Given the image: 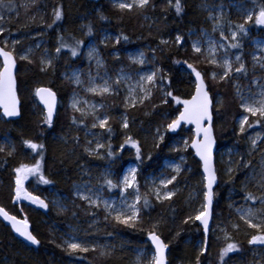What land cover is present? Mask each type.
I'll list each match as a JSON object with an SVG mask.
<instances>
[{"label": "trees", "instance_id": "16d2710c", "mask_svg": "<svg viewBox=\"0 0 264 264\" xmlns=\"http://www.w3.org/2000/svg\"><path fill=\"white\" fill-rule=\"evenodd\" d=\"M152 3L154 8L149 7L142 16L135 13H121L109 0H99L97 2L91 0H3V3L0 4V17H3V20L0 21V27L7 29L4 35L0 36L2 47L4 46L2 41L7 35L14 36L25 33L28 30L38 28L43 23L48 32L47 39L50 40V49L54 54L53 67L47 72L40 71V49L31 55L33 60L31 64L17 58V94L21 102V115L16 121L0 120V137L11 136L15 148L13 155L8 156L7 152L10 148L2 145L0 140V147L5 149L4 152H0V207L20 219L26 218L33 235L39 241V244L34 248L26 246L16 239L11 231L0 222V264H127L128 255L125 251L114 252L110 257L101 256L99 249L88 253L69 255L65 251L66 245H63L61 239L57 236V229L52 227L58 226L64 231H69L68 226H73L77 222L84 225L85 222L94 218H98L100 225L97 231H90V234L95 238H111L118 244L122 242L120 236H123L134 246L139 245L141 240L147 238V231H138L117 225L114 222H105V213L102 210L89 208L84 201L73 197L71 185L78 179L79 171H84L86 166L92 167L94 163H100L101 165L109 163L117 174L129 162L135 163L139 168V181L142 182L144 175L152 168L157 169L163 158L166 156L175 158L179 151L166 153L167 142L175 135L181 134L185 128L181 127L176 132H166L164 142L159 148L155 147L153 128L168 123L160 117L161 113L167 112L169 119H174L180 105L172 101L171 97H167L168 104H162L163 98H160L159 90L154 91L150 101H146L143 106L138 105L136 108H126L120 93L102 98L81 92L105 105L101 112L110 117L109 125L113 129V134L109 140L107 138L108 134L104 130L98 127L91 128L92 117L84 118L83 124H80L79 121L82 118L79 113L66 106V99L69 94L79 90V88L63 78L62 73L70 67L85 66L81 52L83 45L89 40H93L97 46L111 75H114L113 70L118 66L130 65L123 50L141 47L145 53L150 54V49H154V63L158 64L163 73L167 74L168 82H170V88H166V90H171L173 95L178 96L180 99L189 98L194 90V84L191 75H189L190 69L183 61L194 63L197 69H201L202 63H197L186 35L190 29L198 30L207 26L203 18V12L199 8L201 0H182L183 11L180 15H176L174 9L168 7V0H152ZM57 7L62 9L63 18L53 23V12ZM101 16L105 19H101ZM146 17L154 20L152 24L147 21ZM227 19L233 24L243 22L241 15L232 9ZM49 24H51V27H48ZM79 25H82L81 33L77 31ZM88 26L92 28L91 35L86 34ZM246 27L249 28V34L239 38L242 47L235 50L241 52L249 69L247 75L249 77L251 67L249 55L252 51L250 41L254 36L262 35L264 29L254 25H246ZM101 29L113 33L117 38L126 35L128 40L120 39L118 44L110 40L109 43L102 44L99 37ZM177 34L183 37V41L181 45L175 46L174 42H170L173 41V35ZM61 37L68 44H72L74 39L83 42L77 57H72L67 48L62 49L61 53L57 55L55 49L59 46ZM160 38L169 39V44L162 45L159 42ZM29 41L32 40L17 44L16 51L18 52L21 47H25ZM114 50L119 52L118 56L111 55ZM174 61H181V63H175ZM247 77L240 75L239 81H243ZM205 80L209 85L214 105L213 127L216 138V151L229 143L241 147L245 132L240 134L237 127L236 120L242 111L239 107V100L235 98L233 80L219 83L213 79L210 80L208 77H205ZM39 86L52 88L61 101L51 128L42 123V111L40 106L36 104L34 91ZM217 95L220 96L219 103L223 102V106L219 107V111H216V107L219 105V103H216ZM153 105H158V107L153 110ZM121 113L128 117L130 127L127 130H124L121 126L118 117ZM73 116L77 118V124L71 123ZM255 120V117H249L250 124H253ZM255 126H260V124ZM251 128L246 125L245 131ZM84 130L100 131L101 136L108 140L107 144L110 142L112 149L116 151V157L114 159L106 157L104 161H98L95 157L89 156L85 152ZM142 130L146 131L145 135ZM125 131L140 142L142 162L136 160L135 149L125 146L122 151L120 150V145L124 142ZM74 137L79 138L78 142L73 139ZM262 138L264 139V127ZM23 139H30L44 145L42 172L51 181L50 184L46 185L39 182L38 177L32 176L28 185L29 188H32L33 183H37L39 189L32 190V192L39 197H42L49 187L58 190L68 197L66 209H54L47 202L48 207L43 211L38 208L33 209V206L21 205L17 201L14 202L12 171L21 163L32 165L40 159L38 153H33L31 149L23 146ZM186 154L187 160L184 165L191 169L187 171L185 168L180 172L177 176L176 185L181 186L185 182H196L199 185L201 184L200 187L203 190L202 183L199 182L201 178L200 165L192 155L190 148L186 150ZM149 156H151V159L148 158ZM242 158L239 157L235 161V169L227 178L221 177L219 175L220 168L215 166L218 184L214 189L213 217L208 234L209 250L205 253V256L200 258L202 264H221L219 250L227 242H235L242 249L239 253H230L225 257L224 260L227 264H262V260L257 259L254 253L250 252V249L254 246L247 244L249 236L254 234L255 230L249 229L243 221H240L238 216L227 208L225 200V193L228 189L231 190L234 198L244 197L246 192H252L254 195L257 193L250 188L243 190L240 188L244 173L249 169L237 167V164L242 163ZM249 160L251 161L250 158H243V162ZM92 169L97 168L92 167ZM141 173L143 176H141ZM170 175L172 174L170 173ZM93 184L100 187L105 195L116 193V191H109L104 186L102 177L97 178ZM144 191L141 192V195H147L151 203V207L147 212L142 213L144 228L149 229L152 223L163 218L158 234L168 244V264H173V259L179 260L182 264H194L199 252L197 242L198 240L203 241V234L196 222L183 223L189 215L183 191H178L171 201L175 211L170 210L169 202L158 203ZM89 212H94L95 215H89ZM230 220L239 225L238 229L230 226ZM221 226L232 237L231 241L225 240ZM177 232H179V235H176ZM108 233L112 234L108 235ZM33 249H36V251Z\"/></svg>", "mask_w": 264, "mask_h": 264}, {"label": "snow or ice", "instance_id": "6c2138e0", "mask_svg": "<svg viewBox=\"0 0 264 264\" xmlns=\"http://www.w3.org/2000/svg\"><path fill=\"white\" fill-rule=\"evenodd\" d=\"M2 3L3 0H0V4ZM252 3V8H247L243 4L239 5L237 8L243 22L233 24L231 21H228L226 26L224 5L221 3L217 9L212 7L208 0H202L201 9L208 13L207 19L212 21V32H219V40H216L207 32L202 31L200 33L202 39L193 41L191 47L192 51L197 54L198 57H203L214 68L220 69L219 72H211V78L218 83L238 79L240 75L245 77L248 75L249 69L246 66V63L242 60L241 55H236L233 60L229 55V50L240 49L242 47L239 38L249 34V28L246 27V25H254L264 29V0H260L259 4L256 3V0H252ZM114 7L121 13H135L142 16L149 7L154 8V5L152 0H115ZM168 7L173 8L176 15H180L183 11L182 0H168ZM257 8L258 11L256 10ZM213 12H218V14L213 15ZM62 18V9L57 7L53 12L52 22L55 23ZM101 19H105V17L101 16ZM2 20L3 17H0V21ZM48 27H51V24H49ZM5 31H7L6 28L0 27V36H3ZM86 34H92L91 26H88ZM109 39L108 36H105L104 40L100 41V43L105 44ZM120 39L128 40V37L126 35L118 37L116 39L117 44L120 43ZM182 40L183 37L181 35L177 34L175 36V43L177 45H180ZM2 43L4 46L0 47V61H2V63H0V110H2L4 117H19L21 115V102L17 94V58L21 61H26L29 64L33 63V60L31 59V49L17 53L16 45L20 43L18 39L11 41L10 49L7 40L2 41ZM160 43L162 45H167L169 44V41L161 39ZM82 44V41L75 39L72 44H68L65 43L64 39L61 37L59 39V46L56 47L55 51L57 55H59L62 49L67 48L72 57H77ZM221 50L223 52L222 55H220ZM257 50L260 55H257L255 52L252 54V69L254 75L256 69H259L264 73V41L257 42ZM153 51L155 52V50ZM87 55L90 62L92 60H95L96 62V74L93 75L89 72L86 81L81 80V73L79 72H74L70 78L73 83L81 87L82 91L103 98L108 95H118L120 92V85L122 83H127L128 90L125 95L126 108H136L138 105L143 106L146 101L151 100L153 89H157L163 93L165 98L162 99V104H168L169 100L167 97H171V100L177 105L183 106L182 110L179 108L177 109L179 114L174 119H170V122L166 124V127L161 125L156 128V135L153 138L155 141V147L159 148L165 139L164 135L161 133V127H164L165 132H176L182 124L194 125V136L191 139L190 146L194 149L195 156H197L199 161L202 162L203 191L197 193L196 196H192L191 198L196 199L197 196L202 195L203 199L199 208H197L193 214L188 215L183 223L188 224L189 222L195 223L198 221L199 225L203 227V241L201 245L198 246L199 252L194 262V264H202L200 258L205 256V253L209 250L208 233L210 231L209 222L213 217V187L217 181V174L213 164V148L216 143L213 127L214 105L210 96L209 85L205 80V74L198 70L194 63L183 61V63L187 64V68L190 69L189 75L195 77V90L191 99H180L178 96L173 95L171 90H166V88H170V82H168L167 74L163 73V70L160 68H156L155 70L144 74L136 73V76H133L132 72L125 71V69L121 67L117 71L115 79H113V77L108 75L106 66L99 58V52L95 46L88 50ZM116 58L118 59L119 57ZM130 59L131 63L134 65L143 66L146 63L143 53H140L138 57ZM174 62L181 63V61ZM52 67L53 58L41 57V72H47ZM100 69H105L103 74L100 73ZM133 79H135L134 84L130 83ZM98 80L102 81V83H97ZM252 84L255 86V90L248 89L247 94L240 89L238 84L235 86V98L239 100V106L242 109V112L247 113V115H244L239 121L240 134L245 132L246 125L248 127H253L264 122V75L253 79ZM34 96L38 98L39 102L44 106L42 123L51 128L57 104L56 93L50 87H37L35 88ZM88 104L89 102L87 100L81 99L78 94H74L69 106L74 112L80 114V117L82 118L79 121L80 124H83L84 118L91 116L94 121L91 124V128L95 129L98 127L104 130V132L108 134L107 138L110 140L113 134V129L109 125L110 117L107 114H98L105 105L102 103H93L89 108ZM222 106L223 102L221 101L216 107V111H219V107ZM155 107H158V105H153V110ZM249 117L256 118L253 124L249 123ZM163 119L167 120L169 117L165 116ZM71 123H78L75 116L71 119ZM121 126L124 130L129 129L130 127L126 115L122 119ZM92 135L95 138L97 134L92 133ZM73 139L77 142L79 140L78 137H74ZM260 140L261 137L259 134H257L255 138H250L252 151L257 150L258 141ZM87 143L89 147L85 148V152H87L89 156L104 159L105 156L101 155V149H105V155L109 159H114L116 157L117 153L112 149L110 142L105 145L99 140H96L94 148L90 147L93 144L92 140H89ZM22 144L24 147L31 149L33 153H38L40 159L36 160L32 165L21 163L19 167L14 168V202L28 200L31 203L38 205L40 208L47 209L48 205L43 199L32 195L24 187V183L29 176L38 177L39 182L46 185L51 183L42 172L44 145L42 143L33 142L30 139H23ZM183 144L184 149L186 150L189 146V142L184 140ZM125 146L135 149L136 160L142 162L140 142L137 139H134L127 131L124 132V142L120 145V150L122 151ZM173 150L179 151L180 149L174 148ZM4 151L5 149L0 147V152ZM14 152L15 148L12 147L11 150L7 152V155L12 156ZM259 154L260 161L257 165L259 172L255 173V169H253L255 174L250 179L256 180V187L261 195L256 196L252 192H246L244 196L246 201H252L253 205L258 204L259 206H242L236 210L239 214V220L243 221L249 229L255 230V233L251 234L247 240V244L250 246H264V150ZM249 155H251V152ZM148 158L151 159V156ZM251 166L252 162L250 160L243 162V158L242 163L237 164V167L249 168ZM172 170L175 175L161 178L159 180V185H156L155 181H153V186L149 188V192L154 195L158 203L169 202L170 210L175 211L171 205V201L178 193L176 180L182 169L180 165H174ZM232 171L233 168L230 166L227 170V174L231 175ZM137 172L138 168H130L127 174L123 175V178L118 181H114L111 178V172L108 169L102 174L104 186L109 191L112 189H119L121 196L119 204L115 201L104 199L98 194L100 191L99 189L93 191L91 187L87 186L83 190L77 187L76 195L80 200L84 201L89 208L99 210L101 204H103L105 222H114L117 225H122L126 228L138 231H147V239L151 242L154 252H152L150 257L143 256L142 254L138 255L135 264H168L166 256L168 244L165 243L158 234L163 218L152 223L149 229L144 228L142 213L147 212L151 207V203L147 195L142 196L140 194ZM170 185L173 187L170 188ZM246 187L247 184H245V188ZM88 214L95 215L94 212H89ZM0 217H3V220L7 221L11 225L12 230L18 234L19 237H22L24 241L30 242L32 245L39 244L36 236L29 231L26 218L18 220L15 215H10L3 207H0ZM232 227L238 229L239 225L232 224ZM221 231L224 233L226 241L232 240V237L228 235L227 230L222 226ZM111 234L112 233H108V235ZM176 235H179V232H177ZM65 243V251L69 255L73 253H88L89 251H96L95 247L90 248L87 243H77L74 241ZM241 251L242 249L237 243L227 242L226 245L219 250L221 264H227L224 258L230 253H239ZM100 255L110 257L112 252L101 251Z\"/></svg>", "mask_w": 264, "mask_h": 264}, {"label": "rangeland", "instance_id": "374dc122", "mask_svg": "<svg viewBox=\"0 0 264 264\" xmlns=\"http://www.w3.org/2000/svg\"><path fill=\"white\" fill-rule=\"evenodd\" d=\"M111 3H115V0H109ZM249 1V2H248ZM209 4L214 7L217 8L219 7V5L222 3L224 5V17H225V25L227 26V22L230 21L227 19L228 14L230 12V10L232 9L235 12H238L237 8L239 5L243 4L245 7L247 8H252L253 7V3L252 0H208ZM202 3V0H201ZM201 3L199 5L200 10L201 9ZM256 3L259 4L260 0H256ZM258 11V8L256 9ZM203 12V18L205 23L207 24V26L202 27L198 30L195 29H190L187 32V41L189 42V46L192 51V42L197 40V39H202L200 33L202 31L207 32L208 34L212 35L216 40H219V32L213 33L212 32V21L207 19L208 13L206 11H202ZM239 13V12H238ZM213 15L218 14V12H213ZM240 14V13H239ZM8 19V17H7ZM147 21L152 24V22L154 20H152L150 17H146ZM77 31L79 33L82 32V25L77 26ZM47 29L44 28L43 23H41V25H39L38 28L36 29H32V30H28L25 33H20L18 35H14V36H9L7 35L4 40H9V47L11 48V41L14 39H18L20 41L19 44L23 43V42H27V40H32L29 41L25 47H21L17 53H20L22 51H25L27 49H31V55L37 51L38 49L41 50V57H51L54 59V54L53 51L50 49L49 46V39H47ZM99 37H100V41L104 40L105 36H108L110 39L108 41H106L105 44L109 43L110 40H112L113 42H116L117 36L114 35L113 33L101 29L99 31ZM227 34V31H226ZM175 36L173 35V41L170 43L174 42L175 46H178L175 43ZM161 40V38H160ZM163 40H167L170 41L167 38H164ZM183 41V40H182ZM258 41H264V32L262 35H257L254 36L251 41H250V45L252 47V51L249 55V60H250V73H249V77L244 78L243 81H239V77L238 79H234L233 80V88H234V93L236 94V85L238 84L240 89L247 94L248 89H253L255 90V86L252 84V80L255 78H258L262 75H264V73H262L259 69L255 70V75L253 74V69H252V64H253V60H252V54L255 52L257 55H260V53L257 50V42ZM160 42V41H159ZM181 45V44H180ZM95 46L96 49L98 50L97 46L95 45V43L93 42V40H89L85 45H83V49H82V60L85 63L84 67L81 66H74V67H70L67 69V71L62 73V77L65 78L66 80H68L73 86L78 87L79 90H75L73 92H71L68 96V98L66 99V106L70 108V103H71V98L74 94H78L79 97L81 99L87 100L89 102L88 107H91V104L95 103V104H101L100 102L96 101L93 98H90L89 96H87L86 94L92 95L91 93H86L84 91L81 90V87L76 85L75 83H73L71 81V77L72 74L74 72H79L81 73V80L86 81L88 78V73L91 72L93 75L96 74L97 69L95 67V60H92L91 62L88 59V50ZM206 47V45H205ZM184 49V48H183ZM154 49H150V54H147L144 52V50L141 47H136V48H132V49H125L123 50V52L126 55V58L128 59V61L130 62L129 66L126 65H120L117 68H115L113 70V74L111 75L109 69L106 67L107 73L109 76L113 77V79H115L117 71L123 67L125 69V71H130L132 72L133 76H136V73H140V74H144V73H148L151 72L153 70H155L158 67V64L154 63ZM99 52V51H98ZM140 53L144 54V59L146 61V63L143 66L140 65H134L131 63V59L130 58H134V57H138L140 55ZM194 53V52H193ZM195 54V53H194ZM223 52L221 50L220 55H222ZM111 55L113 56H118L119 52L114 50L111 52ZM229 55L230 57L234 60L236 55H241L240 51H237L235 49H230L229 50ZM242 57V55H241ZM99 58L104 62V60L102 59V56L99 53ZM195 59L196 61H199L200 63H202V67L200 70L202 73L205 74V77H208L210 80H212L211 78V72L213 71H217L219 72L220 69H216L214 68L212 65H210L207 60H205L203 57H198L197 54H195ZM242 60L244 61L243 57ZM198 63V62H197ZM137 68H134V67ZM105 71V69H100V73L103 74ZM138 78V77H136ZM215 81V80H214ZM97 83H102V81L98 80ZM130 83L134 84L135 83V79H133ZM86 87V85H85ZM127 90H128V84L127 83H122L120 85V95H122V99L123 102L125 104V95L127 94ZM157 89H153V93L154 91ZM158 91V90H157ZM86 94H83V93ZM93 96V95H92ZM160 98H165L163 96V93L160 92ZM216 103H219L220 100V96L217 95L216 98ZM36 104L39 105L36 101ZM61 105V101L59 100L58 103V107ZM240 107V106H239ZM41 108V107H40ZM42 111V116H43V110L41 108ZM242 111V109H241ZM98 114H105L102 113L101 110ZM80 115V114H79ZM178 115L175 114V117ZM244 115H247V113H241V115L237 118L236 122H237V127L239 129V121L243 118ZM125 116V114L121 113L118 117L121 121V125H122V119ZM167 116L168 117V113H161V118L163 119V117ZM91 117V116H88ZM174 117V118H175ZM0 120H3L1 114H0ZM165 120V119H163ZM165 121L170 122V119H167ZM94 122V121H93ZM92 122V123H93ZM91 123V124H92ZM163 124H160L158 126H154L153 128V136L156 135V128L160 127ZM166 127V125H164ZM263 127H264V122H262L260 124V126H254L251 129L245 131V134L242 138V143H241V147H238L236 144L234 143H229L227 145H225L224 147L219 148L216 153H215V166H218L220 168L219 171V175L221 177H229L230 175L227 174V170L228 168L231 166L233 168V171L235 169V161L239 159V157H246V158H250L252 161V166L249 167V169L244 173L243 179L241 180L240 183V188L243 190L245 189V184H247L246 188H250L252 190H254V192L256 193V196H260L261 193L258 191L257 187H256V180H252L250 179L251 177H253V175L255 173L259 172V168L257 167L258 162L260 161V152L262 150H264V139L262 138L263 135ZM143 131V130H142ZM144 135L146 134V131L144 130ZM189 134H188V133ZM92 133H96V137L94 138ZM161 133L164 135H166V132L164 131V127H161ZM257 134L260 135L261 140L258 141V148L256 151H252L251 146H250V138H255L257 136ZM142 135V134H141ZM84 136H85V141H86V146L85 147H89L88 145V141L92 140L93 144L90 147H95V142L96 140H99L101 143H104L105 145H107V139H105L104 137L101 136L100 131L97 130H84ZM55 138H57V136L54 135ZM193 137V130L192 128H189L187 130L184 129V131L179 134V135H175L173 138L169 139V141L167 142V146L165 149L166 153H175L176 151H174V148H178L179 150V154L174 158V157H169L166 156L165 158H163L160 166L157 169H150L143 177V181L140 182L138 175H139V168L137 167V165L135 163H128L127 165L123 166L119 173L117 174L115 172V170L110 166V164H103L101 165L100 163H94L92 167H96L97 169H92V167L90 166H86L84 171H79L78 172V179L75 180L72 185H71V192L73 197L79 199L76 195V189L77 187L81 188L82 190L85 189V187H91L93 189V191H96L97 189H99V195L102 196L104 199L109 200V201H115L117 204H119L120 200H121V196L119 193V189H112V191H116L115 194L113 195H105L103 193V190L100 187H97L93 184V182L95 180H97V178L102 177V174L104 173V171L106 169L110 170L111 172V178L114 181H118L120 179L123 178V175L127 174L128 170L130 168H138V172H137V181H138V185H139V190H140V194L141 192H147V194H149L151 197H154V195L152 193L149 192V188H151L153 186V181H155L156 185H159V180L161 178H166V177H170L172 175H175V173L173 172V166L174 165H180L182 170H186L190 171V167H187L184 165V162L187 160V154H186V150L189 148L190 146V142L191 139ZM59 139H61L60 137H58ZM154 138V137H153ZM1 140V144L2 145H6L7 147L11 148L14 146L13 144V140L11 138V136L9 135H5L4 137H0ZM187 140L189 142V146L188 148L185 150L184 149V144L183 141ZM251 152V155H249V153ZM101 155H104L105 158L104 159H99L95 157L96 160L98 161H104L106 159V155H105V149H101ZM183 158V159H182ZM19 167V166H18ZM253 169H255V173L253 171ZM181 170V171H182ZM232 171V173H233ZM217 172V171H216ZM13 173V187H12V192H13V200H14V176L15 173L14 171H12ZM170 173L172 175H170ZM99 174V175H98ZM141 176H143V174L141 173ZM218 176V175H217ZM31 177L29 176V178L25 181L24 183V187L25 189L30 192L32 195L34 196H38L35 193L32 192L35 190H38L39 187L37 185V183H33L32 188H29V182L31 181ZM200 183H202V187H203V178L201 175V178L199 180ZM201 185V184H200ZM200 185L196 182H185L183 185L178 186V191H183V196L185 198V204L188 207V211H189V215L193 214L195 212V210L197 208H199L200 203L202 202V195L197 196L196 199H192V196H196L197 193L202 192L203 190L201 189ZM31 187V186H30ZM170 188L173 187L172 185L169 186ZM190 187V189H189ZM31 189V191H30ZM144 189V190H142ZM131 191V190H129ZM39 197V196H38ZM41 199H43L44 201H46L45 203L49 202L51 204V206L54 209L57 210H64L67 207V202H68V197L64 194H62L61 192H59L58 190L49 187L46 191V193L40 197ZM156 200V199H155ZM225 200H226V205L227 208L231 211H233L237 216H239V214L237 213V209L240 207H253L256 206L258 207L259 205H253L252 201H246L244 199V197L241 198H234L233 194L231 192L230 189H228L225 193ZM82 201V200H81ZM19 204L24 205V206H33L35 208L38 209H42L43 211H45L46 209L40 208L38 205L31 203L28 200H20L17 201ZM48 204V203H47ZM86 204V203H85ZM87 205V204H86ZM88 206V205H87ZM100 210L103 211V204H101L100 206ZM104 212V211H103ZM45 222V221H44ZM47 222V221H46ZM230 226L232 227V224H237L235 221L230 220L229 221ZM55 227L58 231L57 236L61 239V242L63 245H66L65 242H77V243H87V245L92 248L95 247L96 249H99V251H111L112 253L114 252H119V251H125L127 256L126 259V263L127 264H135L136 258L138 255H143L146 257H150L153 250L151 249V247L149 246L148 242H147V238L141 240L139 242V245L134 246L131 244V242L126 239L123 236H120L122 242H119L118 244L115 243V240L111 239V238H95L92 234H90V231H97L100 228L99 222H98V218H94L92 220H89L88 222H85V224L83 225L81 222H77L75 225L73 226H68L69 231H64L63 229H61L58 226H52ZM233 228V227H232ZM32 232V231H31ZM250 237V236H249ZM202 241L198 240L197 242V247L199 245H201ZM28 248V247H27ZM199 248V247H198ZM34 251H36V249H33ZM151 250V251H150ZM255 250V251H254ZM253 252L255 257L257 259H261L262 260V264H264V246H254L252 249H250V252ZM251 252V253H252ZM169 256V253L167 255V258ZM72 264V263H70ZM173 264H182L179 260H175L173 259ZM232 264H238V263H232Z\"/></svg>", "mask_w": 264, "mask_h": 264}, {"label": "water", "instance_id": "95a60500", "mask_svg": "<svg viewBox=\"0 0 264 264\" xmlns=\"http://www.w3.org/2000/svg\"><path fill=\"white\" fill-rule=\"evenodd\" d=\"M91 1L97 2V1H99V0H91ZM0 47H2V46L0 45ZM0 63H2V61H0ZM191 78H192V81H193V84H194L195 77H194L193 75H191ZM39 87H46V86H39ZM194 90H195V85H194ZM194 90H193L191 96L194 94ZM54 92H55V91H54ZM56 95H57V94H56ZM191 96H190L189 98H187V99H191ZM210 96H211V95H210ZM35 99H36L37 103L39 104V106L42 108V110H43V112H44V106L39 102V99H38V98L35 97ZM58 103H59V98H58V96H57V104H56V110H55V112H54V116H53V122H54L55 117H56V114H57ZM182 107H183V106L180 105V109H181V110H182ZM0 114H1L2 118H3L4 120H6V121H16V120L19 118V117H4V116H3V112H2V110H0ZM178 114H179V113H178ZM181 127H184L185 129L192 128V130H193V136H194V125L182 124ZM181 127H180V128H181ZM214 135H215V134H214ZM192 138H193V137H192ZM215 140H216V138H215ZM190 144H191V142H190ZM190 150H191V152H192V155L194 156V158L198 161V163H199V165H200V173H201V175H202V162L199 161V158H198L197 156H195V151H194V149L191 148V146H190ZM215 153H216V143H215V146H214V148H213V164H214V167H215ZM215 170H216V168H215ZM216 174H217V173H216ZM217 184H218V178H217L216 184H215L214 187H213V190L216 188ZM213 204H214V200H213ZM7 212H8V211H7ZM9 214L12 215L11 213H9ZM17 219H18V220H21V219L18 218V217H17ZM0 221H1L5 226H7V227L10 229V231L12 232V234H13V236H14L15 238H17L18 240H20L21 242H23L25 245H27V246H29V247H32V248H34V247L36 246V245H32V244H30V242L24 241L22 237H19L18 234H16V233L12 230L11 225H10L7 221H4V220H3V217H0ZM196 223H197V225L201 228L202 234H203V236H204V233H203V227H202L201 225H199V222H198V221H196ZM211 224H212V219H211L210 222H209V228L211 227ZM28 226H29V231L31 232L30 225L28 224ZM31 233H32V232H31ZM208 234H209V233H208ZM161 239H162V238H161ZM147 241H148L150 247L152 248L151 242H150L148 239H147ZM152 250H153V252H154V248H152ZM167 254H168V249L166 250V256H167Z\"/></svg>", "mask_w": 264, "mask_h": 264}, {"label": "bare ground", "instance_id": "6f19581e", "mask_svg": "<svg viewBox=\"0 0 264 264\" xmlns=\"http://www.w3.org/2000/svg\"><path fill=\"white\" fill-rule=\"evenodd\" d=\"M189 148H190V146H189ZM217 178H218V176H217ZM1 222V221H0ZM2 223V222H1ZM3 224V223H2ZM4 225V224H3ZM5 226V225H4ZM7 227V226H6ZM8 228V227H7ZM9 229V228H8ZM10 230V229H9ZM12 233V232H11ZM33 234V233H32ZM13 235V234H12ZM17 239V238H16ZM20 241V240H19ZM21 242V241H20ZM148 242V241H147ZM21 243H23V242H21ZM24 244V243H23ZM149 244V243H148ZM25 245V244H24ZM27 246V245H26ZM150 246V245H149ZM152 249V248H151Z\"/></svg>", "mask_w": 264, "mask_h": 264}]
</instances>
